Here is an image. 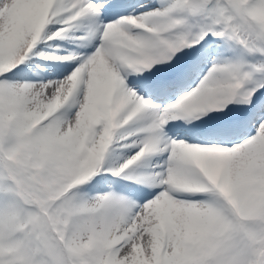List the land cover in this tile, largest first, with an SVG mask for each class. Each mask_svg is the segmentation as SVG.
<instances>
[{
  "label": "snow or ice",
  "instance_id": "6c2138e0",
  "mask_svg": "<svg viewBox=\"0 0 264 264\" xmlns=\"http://www.w3.org/2000/svg\"><path fill=\"white\" fill-rule=\"evenodd\" d=\"M0 264H264V0H0Z\"/></svg>",
  "mask_w": 264,
  "mask_h": 264
},
{
  "label": "rangeland",
  "instance_id": "374dc122",
  "mask_svg": "<svg viewBox=\"0 0 264 264\" xmlns=\"http://www.w3.org/2000/svg\"><path fill=\"white\" fill-rule=\"evenodd\" d=\"M78 34V32L76 33ZM66 40H58L57 43H61V42H64ZM68 45H69V42H67ZM69 48V47H68ZM64 49L66 48H62L60 47V49H56L55 47L51 48V49H48L46 51H49L51 52L52 54H56L57 52H59L60 54H63V51ZM37 66H43L42 69H40V73H41V70L45 73L46 75V78L47 79H57V78H60L63 74H65V70L63 68H60V67H49L50 65H54V64H48L47 62H39L36 64ZM134 151H136V149H131V151L127 152V153H120L119 155L120 156H117V162L116 161H112L110 167H117L119 166V163L121 162H124V160L130 156ZM124 156V158H123ZM149 160V159H148ZM152 160V163H151V167L154 163H156V159L153 158L151 159ZM151 169H148V172H150Z\"/></svg>",
  "mask_w": 264,
  "mask_h": 264
},
{
  "label": "trees",
  "instance_id": "16d2710c",
  "mask_svg": "<svg viewBox=\"0 0 264 264\" xmlns=\"http://www.w3.org/2000/svg\"><path fill=\"white\" fill-rule=\"evenodd\" d=\"M92 187V185H86V189H90Z\"/></svg>",
  "mask_w": 264,
  "mask_h": 264
}]
</instances>
